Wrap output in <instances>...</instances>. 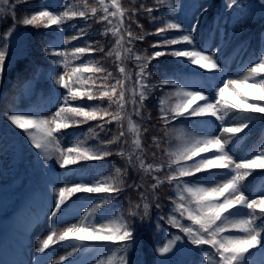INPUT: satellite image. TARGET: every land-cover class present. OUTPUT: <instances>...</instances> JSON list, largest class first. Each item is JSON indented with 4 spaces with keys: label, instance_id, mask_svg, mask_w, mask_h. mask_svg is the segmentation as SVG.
<instances>
[{
    "label": "snow or ice",
    "instance_id": "1",
    "mask_svg": "<svg viewBox=\"0 0 264 264\" xmlns=\"http://www.w3.org/2000/svg\"><path fill=\"white\" fill-rule=\"evenodd\" d=\"M7 2L8 0H4V3ZM19 2L24 3L27 0ZM156 3L157 5L167 3L172 11L177 7L170 0H156ZM62 7L63 11H60L59 7L41 6L39 10H33L30 15H25L19 22L24 26L56 29L48 41L50 46L44 50V55L51 65L48 79L57 91L56 111L50 117L35 114H10L6 117L12 125L27 135L45 172L54 171L58 166L66 177L74 176L81 181L76 183L65 178L63 181L65 187L58 189L54 207L49 208L53 230L37 246L38 253L45 254L50 248L67 243L71 251L53 262L66 264L82 249L95 251L84 242H100L108 243L123 253L120 256V264H140L129 252V249L134 252L136 248L133 224L137 217L141 221L148 217L150 209L154 206L159 213V220L182 233V235L168 233L171 239L163 246L155 248L158 257L165 258L158 259L156 264H172L166 257L174 253L180 244H187L190 249L204 253L209 264H264V188L260 194L246 192V181L253 172L257 169L264 171V147L254 152L251 158H237L229 147L230 142L238 140L244 130L257 119L254 114H261L259 118L264 119V54L259 55V63L247 67L242 79H225L239 73H233L230 67L222 64L220 56L222 44L212 46L205 43L199 46L197 42L201 18L209 11L206 4L197 7L187 22L177 19L171 11L167 17L152 16L153 26L157 23L161 26L155 27L153 33L141 31L138 34L133 33L131 24H136L141 30L143 25L132 18L142 12L151 16L156 9L146 8L143 4L137 7L136 0H133L130 9L123 8L119 0H95V4H90L89 0H79L77 4H70L65 0ZM234 7L246 5H241L240 0H228L226 8L230 10ZM254 7H258L264 15V0H258ZM4 11V8L0 7V13ZM126 18L130 21L128 25H125ZM13 19L15 20L14 16ZM76 20L84 21L86 26L77 27L71 23ZM91 22L104 26L100 32L102 38L109 35L115 38V45L112 48L106 51L105 45L99 40L89 42ZM69 25L75 34L65 37V28ZM219 27L217 22L214 29L209 30V40L214 39L215 31ZM15 28L14 22L0 35L2 45L0 81L3 80L9 58L10 37ZM173 30L179 34L169 39L166 34ZM149 35L162 38L151 46V55H133L137 51L134 47L135 42L144 41ZM261 39L264 40V33H261ZM81 40L84 46H72V42ZM125 44L128 47H123ZM172 45L184 47L172 48L170 51L156 50ZM97 52L105 58L115 55L116 71L123 79L115 78L113 72L100 66L98 61L81 60L82 57ZM260 52L264 53V48H261ZM166 55L178 60L183 58L185 67L191 65V78L178 81L166 76L158 84L150 83L149 65ZM125 59H134L138 68L135 72L131 100L127 87V81L131 77L123 66ZM72 61L81 62L72 65ZM60 67H63V72L59 71ZM244 67L242 65L241 69ZM85 73L90 74L88 79H84ZM92 77L100 81L94 84L95 90L88 83ZM250 79L252 83H248ZM113 80L114 83L111 82ZM167 85L174 86L177 92L159 100L157 123L162 135H153L151 139L154 162L148 163L140 155L135 156L134 161L133 154L126 153L123 147L112 151L113 147L126 142V133L120 130L113 134L107 126L117 122L122 128L124 113L128 110L129 104H131V111L127 116L129 131L135 132L137 138L134 143L138 150L143 151L141 132L133 123L132 117L151 121V114L145 117L143 113L146 101L155 88L163 89ZM59 89L67 90L62 100ZM229 89L231 93L226 95ZM171 95L180 97L178 102L173 104ZM249 97L254 102H249ZM76 100L98 103L91 106L73 105L72 102ZM105 101L108 107H100ZM113 107L115 111L110 110ZM89 121H98L96 129L99 131L89 128L84 133V140L76 141L74 146L68 149L60 147L61 140H58L57 136L62 138L65 130ZM180 121L191 122V127L199 129L200 133H189L183 126L170 127L174 122ZM217 129L219 135L214 134ZM37 131L41 135L37 136ZM148 131L147 128L143 129L144 133ZM100 133L105 134L103 138ZM173 135L180 144L173 150L162 148L161 145L168 144L169 138ZM108 136L111 138H107ZM89 138L98 143L88 145L86 141ZM157 151L168 157L166 162L155 161ZM209 153L208 156L203 155ZM112 156L126 159L128 167L124 169L115 167L114 175L94 182H85L83 167L85 163L105 162ZM129 169L150 175L152 181L150 188L156 193L151 201L148 200L143 184L136 181L126 182L125 177H128ZM101 170V167L94 169L97 172ZM165 170L167 174L161 177L160 174ZM165 183L174 185L175 192L174 195L167 197V201L170 202L167 212L165 205L160 203L158 194V189ZM68 184L71 186H67ZM133 189L139 194L142 211L141 203L130 204L127 221L118 217L117 220L110 222L113 225L111 227L91 224L85 226L90 217L111 203L113 196L119 197L124 191ZM80 193L89 194L85 197L86 201L92 200V194L105 193L106 196L100 197L99 203H92L91 207L85 210L80 226L73 224L57 235L54 226L66 222L62 218L66 216V210L71 206V198ZM53 195H56V189H53ZM257 252L261 255L258 262L251 259ZM36 264L43 262L38 258ZM97 264L102 262L98 261Z\"/></svg>",
    "mask_w": 264,
    "mask_h": 264
},
{
    "label": "trees",
    "instance_id": "2",
    "mask_svg": "<svg viewBox=\"0 0 264 264\" xmlns=\"http://www.w3.org/2000/svg\"><path fill=\"white\" fill-rule=\"evenodd\" d=\"M59 1V10L63 11V3L65 0H27V2L21 3L19 0H8L4 3V0H0V7L4 8V12L0 13V35H2L12 24L16 23V28L10 37V47L8 48V60L6 68L3 75V80L0 81V132L4 135L6 139V144L4 145V150L11 152L15 157L26 156L29 159L36 157V150L31 146L28 137L23 131L6 119L7 115L17 114L16 110L18 108L26 109L29 107H40L48 99L54 96L55 89L52 83L48 79L50 72V61L44 55V50L49 47V39L53 36L56 29L53 27L51 29H46L44 27H34V26H24L19 22L23 19L25 15H30L33 10H39L41 6L50 5L55 7ZM79 0H67V3L77 4ZM123 8L130 9L132 7L133 0H119ZM177 7L172 11L168 8L167 3L157 5L156 0H136L137 7L143 4L146 8L151 7L156 9L151 16L146 12H142L139 16L133 17V20H138L139 24L143 25V29H139L136 24H131V28L134 34H138L141 31L144 33H153L155 27H160L159 23L153 26L152 16L156 17H167L169 12L174 15L179 20H184L187 22L188 17L192 16L197 7L201 5H207L209 11L203 15L200 22L199 31L197 32V42L198 45L203 41H214L218 39L219 44H222L220 51L221 56H226L227 52L236 46L243 47L242 53L248 57H254L256 54L261 53L260 49L264 48V40L261 39V33H264V15L261 14L258 7H254L258 3V0H240L241 5H246V7H234L232 9L226 8V3L228 0H170ZM90 4H95V0H89ZM13 5L15 8L13 9ZM182 5V7H180ZM15 17V20L13 19ZM219 22V29L215 31V39H208L209 30L214 29V25ZM74 23L77 27H85V22L81 20H76ZM130 21L126 18L125 25H128ZM246 25V27H245ZM103 25H98L95 22H91V29L89 30V42H95L99 40L101 44H104L106 51L115 45V38L109 35L107 38H102L100 32L103 29ZM67 30H72L71 26H66ZM241 29H244L243 31ZM75 32L73 31L74 35ZM179 33L170 31L167 33L169 39L178 35ZM126 37V33H125ZM162 39L154 35H149L144 41H136L134 47L140 50L144 54L151 55V46L153 43ZM72 46H84L83 40L72 42ZM128 47L127 44H125ZM2 47V45H0ZM183 45H172L167 48H157L158 51H170L172 48H182ZM264 54V53H262ZM164 58L170 59V62H163L162 66L158 67V73L155 72L151 74L150 82L152 84H158L163 78L171 77L177 79L178 81L186 77L187 73H190L191 65L187 67L183 64V58L179 60L171 56H163ZM72 60L71 57H69ZM115 55L111 58H105L100 53H92L82 57L81 60L87 62L88 60L100 62V66L105 67L108 71H112L113 75L117 79H123L120 74L116 71L115 66ZM81 61H72V65L80 63ZM123 66L127 69V74L133 76L134 72L138 70L136 62L133 59L130 68ZM131 69V70H130ZM89 73L84 74V79H88ZM114 83L115 81H111ZM89 86L100 83L96 77L88 80ZM248 83H252L250 79ZM243 87V85L241 86ZM95 90V87H94ZM239 90V89H238ZM252 91V90H249ZM177 89L172 85H167L163 89L159 87L153 90L152 95L146 101V106L144 107L143 113L147 117L151 114V121L146 119H141L140 117L133 116L132 121L137 126L141 132L140 140L142 144L143 151L137 149L134 141L136 140L135 132L129 131V125L127 116L131 111V105H129L128 110L124 113L125 119L121 124L117 122H112L107 126L111 133L116 134L120 130L125 131V143L113 147L112 151L119 150L120 147L124 148L126 153L133 154V159L135 161V156L140 155L146 159L148 163H153V153L151 144V139L153 135L161 134L159 132V124L157 123V118L159 115V100L162 97H166L169 94H174ZM231 93V89L228 90L226 95ZM182 95V94H181ZM180 97L171 95V102L175 104L178 102ZM50 101V100H49ZM249 102H254L251 97H249ZM73 105L83 104L84 106H91L97 101L88 100H76L72 102ZM102 108H107L108 104L105 101L100 105ZM115 111V107L110 109ZM257 119L244 130L241 137L238 140L230 142L229 147L235 153L237 158H251L254 152L258 151L259 148L264 147V119H260L261 114H254ZM200 119V118H196ZM98 121H89L86 124L80 125L78 127H72L64 131L59 139L64 142L63 146L65 149L74 146L75 142L78 140H84V133L88 131L89 128L96 129ZM176 126H183L185 130L189 133L199 134L200 130L191 127V122L186 124L183 121L174 122ZM147 128L149 131L147 133L143 132V129ZM37 136L41 135L40 132H36ZM104 133H100L101 138L104 137ZM107 138H111L108 136ZM169 140H173L171 137ZM88 145H93L98 143V141L89 138L87 141ZM179 144L168 143L166 145H161L162 148H168L169 150L175 149ZM205 156L209 154H203ZM37 159V157H36ZM168 157L157 151L155 154V161H167ZM138 163V162H137ZM85 168V182H94L95 180H100L104 177L114 175V168H127L126 159L119 156L109 157L105 162L90 161L83 165ZM97 167H101V171H94ZM35 172L33 177L39 180L41 175H43V168L41 166L34 168ZM167 174V170L161 173V177ZM203 175V174H201ZM127 183H132L136 181L137 183L143 184L144 191L148 196V200L151 201L153 193L150 188L152 183L150 175L143 172H138L134 169H129L128 177H125ZM74 182L79 183L80 180L74 177ZM264 188V171L255 170L253 174L246 181V190L250 193L253 189ZM158 194L160 196V203L165 205V212L168 210L170 202L167 201L168 195H174V185H169L165 183L158 189ZM89 194L80 193L72 197H82L84 202H87L85 197ZM138 192L133 190L124 191L119 197L113 196L111 203L102 207L95 216L97 217L96 222L92 226L106 225L108 227L113 226L110 222L117 220L121 217L124 221L129 219L128 209L130 204L134 205L136 203L142 202L138 199ZM106 196L105 193L92 194V200L89 201L91 207L92 203H99L100 197ZM88 207V208H89ZM159 213L156 212L154 206L150 209L149 216L143 221L139 217L135 218L133 227L135 229L136 237V248L133 252L129 249L132 258L137 259L140 264H156L158 259H165L158 257L155 252V248L163 246L167 243L171 236L168 233L177 234L179 230L172 228L167 225L164 221L158 219ZM119 222V221H118ZM185 223H188L185 221ZM182 235V233H179ZM98 245L94 249H101L109 251L102 259L99 261L102 264H120V256L123 254L117 251L114 247L110 246L108 243L97 242ZM207 247V246H205ZM172 264H208L206 256L200 251L192 250L187 244H180L176 247V251L170 256L166 257Z\"/></svg>",
    "mask_w": 264,
    "mask_h": 264
},
{
    "label": "rangeland",
    "instance_id": "3",
    "mask_svg": "<svg viewBox=\"0 0 264 264\" xmlns=\"http://www.w3.org/2000/svg\"><path fill=\"white\" fill-rule=\"evenodd\" d=\"M232 65H230V66H228V67H231ZM228 78H230V77H225V79H228ZM45 117H49L48 115H45ZM208 134H210V133H208ZM214 134H217V135H219L220 133H219V130L217 129L216 130V132L214 133ZM9 188V187H8ZM12 205V203H10V202H8V203H5V204H3L2 206H0V208H2V211L5 213V214H7L8 213V211L10 210V206ZM48 215V218H47V223H52V221H51V215H49V214H47ZM36 219H37V215H36V217L34 218H32L29 222H26L25 223V225L22 227V230H24V231H26V232H28L29 234L26 236V239L24 240V241H21V239H20V241H21V243L23 244V245H27V244H29V243H31L32 244V242H33V235L34 234H38V232H39V234H43L44 233V229L46 228V225H47V223H44L43 224V226H42V228H41V226L40 227H38V228H35L34 230H32L33 228H34V226H35V221H36ZM71 225H68L67 227H70ZM66 227V228H67ZM47 230H48V232L47 233H49L50 232V229H48V228H46ZM61 251L62 252H59V253H67L68 251H69V248H62L61 249ZM5 253H7V252H5ZM11 253H13V252H11ZM18 253H19V251H16L15 253H13L12 255H10V257L11 258H9V260H12V259H14V258H19L18 257ZM14 262H23V261H14ZM20 264H23V263H20ZM28 264H31V261H29V263ZM69 264H77V263H75V261H72V262H70Z\"/></svg>",
    "mask_w": 264,
    "mask_h": 264
}]
</instances>
